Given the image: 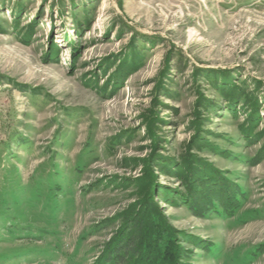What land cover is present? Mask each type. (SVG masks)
I'll return each instance as SVG.
<instances>
[{"label": "rangeland", "instance_id": "374dc122", "mask_svg": "<svg viewBox=\"0 0 264 264\" xmlns=\"http://www.w3.org/2000/svg\"><path fill=\"white\" fill-rule=\"evenodd\" d=\"M137 216L264 264V0H0V264H113Z\"/></svg>", "mask_w": 264, "mask_h": 264}, {"label": "trees", "instance_id": "16d2710c", "mask_svg": "<svg viewBox=\"0 0 264 264\" xmlns=\"http://www.w3.org/2000/svg\"><path fill=\"white\" fill-rule=\"evenodd\" d=\"M132 232H130L126 239H124L123 247L113 249L108 254L107 261L113 264H128L130 259H135V264H151L147 263L146 259L156 261L155 264H178L177 255L173 251H168L167 254L158 248L159 251L150 256L147 255L148 249L146 248L149 243V238L154 231L151 222L147 217L137 216L130 225ZM165 248H163L164 250ZM171 250V248H169ZM163 252V253H162ZM148 257V258H147ZM141 261V262H139ZM154 264V262H152Z\"/></svg>", "mask_w": 264, "mask_h": 264}]
</instances>
